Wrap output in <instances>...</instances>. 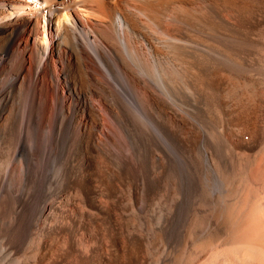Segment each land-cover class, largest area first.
<instances>
[{"label": "bare ground", "instance_id": "bare-ground-1", "mask_svg": "<svg viewBox=\"0 0 264 264\" xmlns=\"http://www.w3.org/2000/svg\"><path fill=\"white\" fill-rule=\"evenodd\" d=\"M0 264H264V0H0Z\"/></svg>", "mask_w": 264, "mask_h": 264}, {"label": "rangeland", "instance_id": "rangeland-1", "mask_svg": "<svg viewBox=\"0 0 264 264\" xmlns=\"http://www.w3.org/2000/svg\"><path fill=\"white\" fill-rule=\"evenodd\" d=\"M25 23V22H24ZM26 24V23H25ZM27 24H29V23H27ZM21 43H22V47H25V44H27V46L26 47H28L29 45H32V42L31 41H27L26 39H22V41H21ZM52 45V44H51ZM52 47H50L49 48V50L51 49ZM52 55H53V53H52ZM56 61H58L57 59H55ZM29 116V104H27L26 106H25V115H24V120L22 119V123H21V131H20V136H19V142H18V148L21 146V144H22V141H23V139H24V137H25V134H26V130H27V124H28V117ZM28 117V118H27ZM143 119L145 120V121H149V118L148 117H143ZM26 120V121H25ZM24 122V123H23ZM23 126V127H22ZM22 135H23V137H22ZM35 145V146H34ZM34 147V148H33ZM35 149V150H34ZM37 150V151H36ZM39 151H40V146L38 145V144H32L31 146H30V148H29V152L32 154V155H38L39 154ZM35 153V154H34ZM17 154V155H16ZM18 154H19V149H17L16 150V152H15V154H14V156L12 157V160L14 161L17 157H18ZM46 154H47V152H46ZM48 155V154H47ZM48 157V156H47ZM130 157H131V155L129 154L128 155V159H130ZM43 170V171H42ZM41 170V175H44L45 174V169L43 168Z\"/></svg>", "mask_w": 264, "mask_h": 264}]
</instances>
